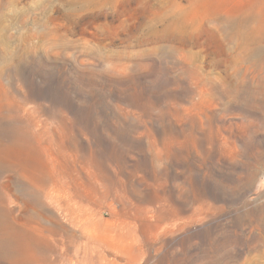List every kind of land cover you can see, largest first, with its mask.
Instances as JSON below:
<instances>
[{
    "label": "rangeland",
    "instance_id": "obj_1",
    "mask_svg": "<svg viewBox=\"0 0 264 264\" xmlns=\"http://www.w3.org/2000/svg\"><path fill=\"white\" fill-rule=\"evenodd\" d=\"M0 264H264V0H0Z\"/></svg>",
    "mask_w": 264,
    "mask_h": 264
},
{
    "label": "bare ground",
    "instance_id": "obj_2",
    "mask_svg": "<svg viewBox=\"0 0 264 264\" xmlns=\"http://www.w3.org/2000/svg\"><path fill=\"white\" fill-rule=\"evenodd\" d=\"M6 0H1V3H3L4 4V2H5Z\"/></svg>",
    "mask_w": 264,
    "mask_h": 264
}]
</instances>
